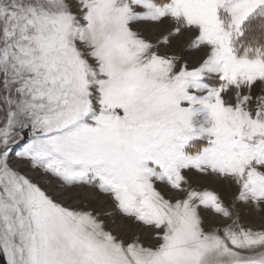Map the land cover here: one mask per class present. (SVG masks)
Returning a JSON list of instances; mask_svg holds the SVG:
<instances>
[{
	"label": "rangeland",
	"instance_id": "obj_1",
	"mask_svg": "<svg viewBox=\"0 0 264 264\" xmlns=\"http://www.w3.org/2000/svg\"><path fill=\"white\" fill-rule=\"evenodd\" d=\"M173 17L202 35L197 52L212 45L222 78L208 73L205 58L192 66L174 54ZM258 17L264 0H0L6 263L264 264V145L245 142L229 159L208 160L227 132L221 127H231L223 109L249 116L232 129L237 141L264 142V127L256 128L264 122V52L241 38ZM149 24L165 37H145ZM230 89L239 99L219 101ZM22 163L46 177L43 185ZM191 167L236 182L239 208L182 178ZM156 175L184 188L183 203L157 191ZM83 186L109 196L112 209L79 193L72 199ZM122 219L132 233L115 231Z\"/></svg>",
	"mask_w": 264,
	"mask_h": 264
},
{
	"label": "bare ground",
	"instance_id": "obj_2",
	"mask_svg": "<svg viewBox=\"0 0 264 264\" xmlns=\"http://www.w3.org/2000/svg\"><path fill=\"white\" fill-rule=\"evenodd\" d=\"M165 21H166V19H165ZM173 22L176 24L174 26L175 29L173 31V35L175 36V40H176L175 43L178 46L177 47L178 48V52H174V54H176V55L179 54L180 57L182 55H184L186 57V59H185L186 63L187 64L189 63L192 66H195L199 62L203 61V59L205 58L208 61L207 63H209V66H208L209 70L207 68H204V72L208 70V73H210L211 75L219 76L220 75V69L216 65L217 57H216L215 51L213 50L212 45L210 43H208V42H205V45L201 47V51L197 52V50L194 47L200 41L199 39L202 37V35L201 34H197V32L195 31V26L193 24H191L192 26L190 27V29H188V30L186 29L185 30L184 27L181 25V22L176 17H173ZM148 26H149V28H147L145 33H144L145 37H157V38L159 37L160 39L165 37V36L164 37L161 36L165 32V29L162 30V26L161 25L159 27H157L154 24H149ZM165 27H167V26H165ZM171 35H172L171 32L168 33V35L166 34V36H169V37L173 36V35L172 36ZM187 44L192 46L191 50H185V49L183 50V47H185ZM167 48H169V47H167ZM183 52H184V54H183ZM179 61L182 62L181 59H179ZM195 71H197V69ZM171 75L173 76V78L175 77V75H176L175 70L173 72H171ZM219 78H222V77L219 76ZM210 81L209 82L212 84V82L214 80L213 81L210 80ZM213 84H214V82H213ZM200 85H202V84H200ZM243 88H245V87H243ZM242 90H244V89H242ZM239 96H240L239 93L236 92L235 89H230L228 91H223L221 93V95H219L218 100L222 101L224 104H229L231 102L235 103V101H237L239 99ZM98 107L99 106H97V108ZM220 113H221V117H222L223 121H226L227 123H229L230 124L229 126H231V127L226 128L223 125V127H221V131L222 132L227 131V132L222 133L223 134V136L221 138L222 142H221V139H220V142H217V141L215 142L214 141V142L211 143L210 146L212 148V151H211L212 153L210 152L208 160L209 159L213 160L212 163L214 162V160L218 161V160L223 159V158H228V159L231 158V156L229 157V155L232 153V151H233V153H235V152L241 150V148H247L248 146L245 145V142H251L252 144H260L261 146L264 145V142L259 140V135L258 136L256 135V137H254L255 141L245 140V139H242V140L240 139V141H237V138L236 139L234 138L236 136V134H235V132H232V129L235 128V126L239 127L241 124L246 122V120L249 119V116L246 117V116L238 113L236 110H233V109H229V110L228 109H223V110H220ZM198 123H200L203 126H207L206 118L203 117L201 114L198 115ZM263 127H264V122H260L256 128L261 129ZM232 137L234 139H232ZM240 138H242V136H240ZM250 148H251V146H250ZM215 163H213V164L215 165ZM24 164L25 163L21 164L22 170L24 172H26L27 175L31 176L33 179L37 180L39 183H41L43 185V183H44L43 181H45L46 177L45 176L42 177V176L37 175L36 172L32 171L29 166H27L26 164L24 165ZM207 164L208 165H205V166L210 167L212 170L215 169V168L211 167L212 165L209 164L208 161H207ZM180 168H182V167H180ZM190 169H191L190 171H183V174L181 175V177L184 178V179L186 178L187 180H188V178H190V180L193 181V184L195 182H197L198 184H200V186L202 188H204L206 186H209L211 191L217 192V191L220 190V192L223 194L222 197L227 202V204H230L231 206H233L234 209L239 208V204H237V202H236V201H238V199L236 197V193L238 191V185L236 184V182H234V181H232L230 179H226V180L221 181V179L219 180V178L216 177L213 172L208 174V173H205V172L198 171L195 167H191ZM150 172L147 173L144 176H148L150 174ZM163 179L164 178L159 177V176L156 175V178H155V181L153 182V185L155 184V186L157 187L156 188L157 191H159V193H161L164 196H167V197H171L172 196L173 198L177 194V195L180 196L179 203H183L185 197L187 196V195H185L183 193V189L184 188L180 187V189L177 188L178 189L177 190L175 188V186L169 184L167 181L163 182L162 181ZM55 182L56 183H52L51 184V187H53V189H55L56 187L59 186L58 185V180H55ZM146 184H147V182H146ZM151 185L152 184H147L146 189L154 197L158 196L157 191H153ZM186 188L189 191L188 194H190V195L193 194L194 190H197L196 188H192V186L189 185V184H187ZM56 192H59L57 196H60V195L64 194L63 190H61L59 188H57ZM74 192L75 193H73V195L71 197L72 199L74 198V196L76 194L79 193L78 195H80V197H84V198H87L88 200H92L93 202H96L97 205L101 204L103 206V208H105L106 210L112 209V204H111L112 200H111V198L109 196H107V195L101 196L93 188L86 187V186L78 187V188L74 189ZM10 196H14V195L10 194ZM65 199L66 198H64V200ZM256 207H257V205H256ZM260 209H263V206L260 205ZM221 219L222 218H220V216L214 218V220H216V221L221 220ZM209 222H210V220H209ZM114 229L117 232H123V233H126V234H130V233L133 232V224L129 220L122 219V220L118 221V224L116 225V227L114 226Z\"/></svg>",
	"mask_w": 264,
	"mask_h": 264
},
{
	"label": "trees",
	"instance_id": "obj_3",
	"mask_svg": "<svg viewBox=\"0 0 264 264\" xmlns=\"http://www.w3.org/2000/svg\"><path fill=\"white\" fill-rule=\"evenodd\" d=\"M245 38L248 43L253 47H257L264 52V18L258 17L253 18L249 22L246 23V28L244 29V33L241 38ZM239 51L236 53L243 54L246 50L243 48H239ZM252 50H249L243 55H253Z\"/></svg>",
	"mask_w": 264,
	"mask_h": 264
},
{
	"label": "water",
	"instance_id": "obj_4",
	"mask_svg": "<svg viewBox=\"0 0 264 264\" xmlns=\"http://www.w3.org/2000/svg\"><path fill=\"white\" fill-rule=\"evenodd\" d=\"M0 264H7L6 260H5V257L1 253H0Z\"/></svg>",
	"mask_w": 264,
	"mask_h": 264
}]
</instances>
